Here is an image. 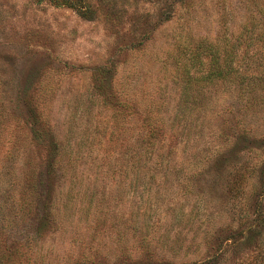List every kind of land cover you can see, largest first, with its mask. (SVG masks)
Listing matches in <instances>:
<instances>
[{"label": "rangeland", "instance_id": "obj_1", "mask_svg": "<svg viewBox=\"0 0 264 264\" xmlns=\"http://www.w3.org/2000/svg\"><path fill=\"white\" fill-rule=\"evenodd\" d=\"M85 4L82 17L0 0V254L12 264H264V40H254L264 0ZM237 39L255 94L196 84L197 43ZM131 101L143 109L135 124ZM151 109L156 132L143 126ZM56 145L72 173L52 162ZM141 155L160 166L138 171ZM51 204L59 216L43 222Z\"/></svg>", "mask_w": 264, "mask_h": 264}, {"label": "trees", "instance_id": "obj_2", "mask_svg": "<svg viewBox=\"0 0 264 264\" xmlns=\"http://www.w3.org/2000/svg\"><path fill=\"white\" fill-rule=\"evenodd\" d=\"M39 1H48L51 4H54L55 6H68L71 7L80 14V16L85 17L89 13V8L85 4V0H39ZM255 41H261L264 40L263 37H257L254 39ZM241 41V40H240ZM240 41L237 39L234 43L229 44L228 42H210L207 40H201L197 43V46H195L194 49H192L189 53V61H190V67L197 72L198 76L194 78V81L196 84H216V83H224V84H232L237 87H240L242 91H246L249 93V95L255 94L256 91L255 88L253 87V77H249L246 73H243L240 71V69L237 67V53L239 51V44ZM250 45H247L246 54L251 51V48H249ZM240 67V66H239ZM262 79L259 78L263 83H264V73L262 75ZM264 86V85H263ZM22 105L27 108L28 111H30V103H25L24 105V100H22ZM132 104L133 106L137 107L134 108L135 110H130L129 114L131 115V123L135 124L137 123L136 121L139 116H141L142 112L138 108L141 107L136 101H131L127 105ZM138 105V106H137ZM0 108H2V112L0 113V120L3 124V120L5 117H7V111L5 110V105H0ZM143 110V109H142ZM148 110V108H147ZM151 115L147 118H145V123L147 124L143 126H147L145 130H148L149 132H154L159 131L161 129V126L159 125V122L161 120L158 111L151 109L150 111ZM5 121V120H4ZM1 124V125H2ZM0 125V132H3V125L1 127ZM149 125L151 127H149ZM142 128V126H141ZM133 129V128H131ZM142 130V131H145ZM37 131V130H36ZM39 133V132H37ZM40 134V133H39ZM52 147V146H51ZM232 146H230L231 148ZM50 148V145H49ZM61 147L56 145L55 147L53 146L51 149H49L50 152V157H52V162L56 165L59 170H66L67 168L70 171V173L73 172V166H72V161L68 158L66 160V163L63 162L62 159V153L60 152ZM227 153V152H226ZM147 154V151H146ZM71 155V152L69 153V157ZM132 160L134 162V168L135 166L137 167L136 169L138 171L142 170L144 167L149 165V167H158L160 166V163H155L153 164V167L148 163L147 160L144 159V157L141 155L140 157L133 156ZM67 167V168H66ZM259 176H257L258 180L264 181V166L260 168ZM243 179V178H242ZM241 178H238L237 180L234 181L230 188V194L232 197L237 198L241 191H242V185H243V180ZM72 181V180H71ZM245 182L247 181L244 180ZM262 182V181H261ZM255 186H257V183H254ZM262 185L263 182H262ZM262 192L264 193V187L262 186L261 188ZM143 193V192H142ZM134 194H136L134 190ZM73 194H71V191L66 194L67 201L70 203L73 202ZM263 194L261 195V197ZM149 200V199H147ZM25 199L20 201H17V206H16V212L14 215H16V219H19L20 222L25 221V216L27 215V212L29 211L28 208L25 206ZM69 203V204H70ZM54 204H51L48 208V211H45V216L42 218V221H47L48 219H52L53 221H56V218L59 216L57 209L53 210ZM53 207V209H52ZM46 209V208H45ZM98 211L101 213V210L98 209ZM57 224V223H56ZM0 264H12L11 261H9L4 254H0Z\"/></svg>", "mask_w": 264, "mask_h": 264}]
</instances>
